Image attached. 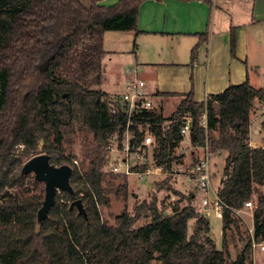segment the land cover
<instances>
[{
	"label": "trees",
	"instance_id": "16d2710c",
	"mask_svg": "<svg viewBox=\"0 0 264 264\" xmlns=\"http://www.w3.org/2000/svg\"><path fill=\"white\" fill-rule=\"evenodd\" d=\"M144 1L119 0L105 6L99 0H0V264H253L251 236L241 230L242 220L235 213L252 200L255 236L264 238V148L250 144L254 103H264V89L253 87L249 79L203 101L195 99L193 90L157 91L152 95L164 104L174 102L172 113L166 116L164 104L153 97L157 104L135 119L148 123L154 138L152 161L165 171L182 163L184 155L177 148L184 141L186 113L193 118V145L226 152L218 192L228 206L223 249L210 235L209 218L195 214L192 193L187 206L174 204L171 213L159 208L154 193L131 211H120L114 223L102 216V208L111 205L110 194L129 196L127 175L104 171L107 139L123 134L126 116L119 103L112 106L113 96L93 87L104 80L105 33H139ZM199 37L207 39V34ZM235 49L233 32V56ZM204 111L206 127L200 125ZM131 129L139 144L146 130L136 124ZM79 137L82 156L76 164L73 145ZM42 152L56 165H73L76 194H58L48 218L40 223L37 212L45 184L34 173L22 174V165ZM199 160L196 156L194 164ZM75 198L83 200L88 217L71 207ZM143 218L150 220L138 224Z\"/></svg>",
	"mask_w": 264,
	"mask_h": 264
},
{
	"label": "crops",
	"instance_id": "0c3cea01",
	"mask_svg": "<svg viewBox=\"0 0 264 264\" xmlns=\"http://www.w3.org/2000/svg\"><path fill=\"white\" fill-rule=\"evenodd\" d=\"M118 1L99 0L105 6ZM139 9V33L135 32L130 61L140 66L137 75L146 81L149 95L157 91L185 94L193 90L195 99L203 101L210 94L248 79L253 87L264 89V0H146ZM203 33L207 39L202 37L200 41ZM184 48L191 55L180 59L178 52ZM261 106L251 124L264 116V103ZM204 149L194 150L197 157H201V150L204 155ZM222 181L219 187L213 185L214 190L221 188Z\"/></svg>",
	"mask_w": 264,
	"mask_h": 264
},
{
	"label": "rangeland",
	"instance_id": "374dc122",
	"mask_svg": "<svg viewBox=\"0 0 264 264\" xmlns=\"http://www.w3.org/2000/svg\"><path fill=\"white\" fill-rule=\"evenodd\" d=\"M85 4H90L92 0H82ZM136 35L135 31H125V30H115V31H107L105 33V48L108 51V54L104 58V80L99 85H95L93 88L95 89H102L109 93L111 96L117 97L122 94L126 87L123 88L125 81L127 80V70H133L135 68H139L140 66H136L135 62L130 61L131 55L133 54L131 51L134 49L135 46ZM138 41V40H137ZM127 48V49H126ZM184 49L179 50V58L184 59V56L188 57L191 55L190 51ZM264 68V65H263ZM141 76H145V69L141 71ZM125 77V78H124ZM129 79V78H128ZM127 83V82H126ZM150 86V85H149ZM153 90V88L150 87ZM154 93V92H153ZM154 97L158 103H160V98ZM156 103V102H155ZM163 103V102H161ZM261 103L262 101H255L252 117L255 116L262 108ZM157 104V103H156ZM164 104V103H163ZM164 111L165 115L169 116L174 109V102L169 101L168 104H164ZM264 116L260 118V120L255 121L251 124V134H250V142L253 144L263 145L264 144ZM42 147L40 144L39 148ZM74 153L77 156V160L81 159L82 156V148H81V138L79 137L76 143L73 145ZM197 147L192 144L190 141V136L186 135L184 141L180 144L177 148L178 154H183L182 157V174L181 175H169V174H153L147 175L143 179L139 178L137 174H129L127 175L126 179L128 181V191L129 196L127 198L119 197L117 198L114 194H110L111 205L110 207L102 208V216L104 218L114 223L115 215L119 214L120 211L123 209L132 210L133 207L137 204V202L143 201L145 199H151L152 194H156L159 198V208L166 209L167 213H171L172 206L174 204H178L181 207L187 206L190 202L189 195L190 193H194L196 197H192V205L195 208V214L198 216L203 215L204 207H203V200L205 196H207L206 190L199 188L198 179L191 178L190 175H186L183 169L187 168V166L194 165V160L196 159L197 154L192 155V151L195 150ZM206 151V149H204ZM204 151V152H205ZM202 152V150H201ZM199 153V155L202 153ZM43 153V152H42ZM212 153V152H211ZM210 153V154H211ZM212 155V154H211ZM226 152H221V155H214L210 157V162L212 163V173L215 178H213V185L214 187L220 186L222 181L223 175L222 171L225 166V158ZM199 157V156H198ZM151 158H149V162ZM179 164L178 166L180 167ZM112 165L109 162H106V166L104 167V171L107 172L109 175L112 173ZM186 170V169H185ZM114 174V173H113ZM118 175H121L119 173ZM171 176V177H170ZM170 177L167 183L164 178ZM116 184L121 182V177L115 180ZM216 188V187H215ZM59 192L58 194H61ZM57 194V195H58ZM209 196H212L213 193L211 191L208 192ZM241 230L245 232V234H250L249 227L253 224V212L252 209H244L241 212ZM197 217L193 218L189 222V230L195 224ZM150 218H143L141 219L138 224H143L149 221ZM210 220V235L213 237L216 247L218 249H223V219L217 217L215 213L209 216ZM242 242H238L237 247L241 249ZM233 250V256H237V247H233V243L230 245ZM252 259L253 264H264V250L258 249L256 252L252 251ZM150 264H156V260L152 261Z\"/></svg>",
	"mask_w": 264,
	"mask_h": 264
},
{
	"label": "built area",
	"instance_id": "2783aa9c",
	"mask_svg": "<svg viewBox=\"0 0 264 264\" xmlns=\"http://www.w3.org/2000/svg\"><path fill=\"white\" fill-rule=\"evenodd\" d=\"M139 68H135L133 70H127V75L129 76L127 80V86L125 91L117 95L115 97L114 102H112V106H115L117 103L120 104L121 112H123L126 116V127L124 128L123 134L119 133L111 134L106 143L107 150V162H109L112 166V173L114 174H137L139 178L143 179L147 175H181L182 174V166L177 165L173 167L170 171H165L163 166L156 165L152 161V152L149 149L153 142V135L149 132L148 123L135 122V119L140 120L143 118V114L145 111L151 109V107L155 106V100L151 95L147 92V83L143 78L138 77ZM182 134L184 138L186 135H191L192 133V125L193 118L189 113L182 118ZM137 125L139 129L146 130L143 136V140L138 144L137 143V135L132 131L131 127ZM200 125L203 127L207 126V113L204 111L203 116L200 121ZM250 144L255 147H262L263 145ZM206 151L204 155L199 157L200 160L192 165L187 166V168L183 169L185 174L190 175L191 178L198 179L199 188L206 190L207 196H205L203 200V217H208L215 213L217 217L223 219L225 213L224 210L228 207L223 199L219 196V189L214 190L213 187V173L212 163L210 162L211 152L208 149V146L205 147ZM211 153V154H210ZM146 154L148 157H146ZM149 158L151 161L149 162ZM74 162L77 164L78 160L75 159ZM144 163H148L149 166L146 169H138L135 168L137 165H141ZM211 191L213 193L212 196L208 195V192ZM254 207V202L252 200L246 201L245 206L240 210H236V215L241 216V212L244 209H252ZM254 218V212H253ZM250 229L251 236V247L253 252H256L258 249L264 250V238L261 240H257L255 236L254 223L252 224Z\"/></svg>",
	"mask_w": 264,
	"mask_h": 264
},
{
	"label": "water",
	"instance_id": "95a60500",
	"mask_svg": "<svg viewBox=\"0 0 264 264\" xmlns=\"http://www.w3.org/2000/svg\"><path fill=\"white\" fill-rule=\"evenodd\" d=\"M22 166V174L34 173L35 179L45 184L43 203L37 212V218L40 223H43L48 218L51 208L57 202L56 197L59 192L75 196L76 190L71 182L74 172L73 165L69 163L56 165L51 162V156L43 152L32 156ZM71 207H76L80 215L88 217L86 207L81 198L73 199Z\"/></svg>",
	"mask_w": 264,
	"mask_h": 264
}]
</instances>
